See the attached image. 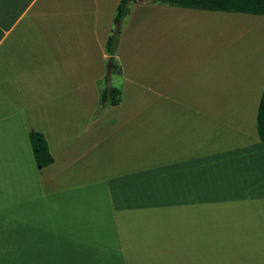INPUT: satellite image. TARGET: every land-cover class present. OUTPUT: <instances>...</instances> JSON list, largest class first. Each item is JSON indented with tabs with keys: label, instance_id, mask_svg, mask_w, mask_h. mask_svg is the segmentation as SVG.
Returning a JSON list of instances; mask_svg holds the SVG:
<instances>
[{
	"label": "crops",
	"instance_id": "1",
	"mask_svg": "<svg viewBox=\"0 0 264 264\" xmlns=\"http://www.w3.org/2000/svg\"><path fill=\"white\" fill-rule=\"evenodd\" d=\"M118 2L0 0V264H264V14L132 2L94 116Z\"/></svg>",
	"mask_w": 264,
	"mask_h": 264
},
{
	"label": "trees",
	"instance_id": "2",
	"mask_svg": "<svg viewBox=\"0 0 264 264\" xmlns=\"http://www.w3.org/2000/svg\"><path fill=\"white\" fill-rule=\"evenodd\" d=\"M137 0H119L112 19V26L105 42V52L107 58L112 57V62L106 68L104 75L105 85L99 87V102L95 112L107 106L115 105L120 101V89L108 84L110 75L120 73V66L116 60L115 52L118 37L124 19L129 12V5ZM151 2H161L177 6L196 7L202 9L239 11L248 13L264 14V0H150ZM256 131L260 140L264 141V86L261 90L257 110H256ZM28 141L32 151L33 159L37 168L50 164L53 156L48 150L46 140L41 132L29 130Z\"/></svg>",
	"mask_w": 264,
	"mask_h": 264
},
{
	"label": "rangeland",
	"instance_id": "3",
	"mask_svg": "<svg viewBox=\"0 0 264 264\" xmlns=\"http://www.w3.org/2000/svg\"><path fill=\"white\" fill-rule=\"evenodd\" d=\"M127 17V16H126ZM126 17H125V19H126ZM125 19H124V22H125ZM123 22V23H124ZM138 54V58H135V56L136 55H134L133 53H128L127 55H128V60L129 61H133L134 62V64H135V62L138 64V63H140V62H145V60H147V58H146V54L144 53V52H140V53H137ZM157 56H152V58H149L148 57V63H147V65H149L150 63H153V59L154 60H160V58H157ZM107 60H108V58H106V68H107ZM116 60H117V58H116ZM118 62V61H117ZM119 64V63H118ZM120 66V65H119ZM149 70H152V68H149ZM120 72H121V68H120ZM121 81H122V79H121V74L120 73H113V74H111L110 75V78H109V80H108V84H110V85H112V86H116V87H119L120 88V85H121ZM105 80H104V77L102 78V79H100L99 81H98V84H99V87L100 86H104L105 85ZM99 102V101H98ZM111 106V105H110ZM109 106H107V107H105L104 109H102V110H100L98 113H96L95 114V112L97 111V108H98V105H97V107H96V110H95V112H94V116H97V115H99V114H101L106 108H108Z\"/></svg>",
	"mask_w": 264,
	"mask_h": 264
},
{
	"label": "water",
	"instance_id": "4",
	"mask_svg": "<svg viewBox=\"0 0 264 264\" xmlns=\"http://www.w3.org/2000/svg\"><path fill=\"white\" fill-rule=\"evenodd\" d=\"M111 62H112V57L109 56V57H108V60H107V66H109V65L111 64Z\"/></svg>",
	"mask_w": 264,
	"mask_h": 264
}]
</instances>
